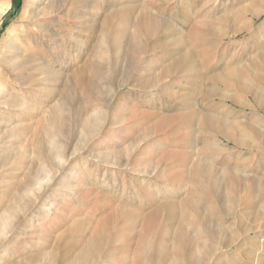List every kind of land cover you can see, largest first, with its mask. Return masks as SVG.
I'll list each match as a JSON object with an SVG mask.
<instances>
[{
	"label": "rangeland",
	"instance_id": "1",
	"mask_svg": "<svg viewBox=\"0 0 264 264\" xmlns=\"http://www.w3.org/2000/svg\"><path fill=\"white\" fill-rule=\"evenodd\" d=\"M26 1L0 0V7L10 5V9L0 19V44L1 41L6 40L9 31L22 24L20 19L23 16L22 11ZM79 1V3L84 2L83 5L86 6L88 1L91 0ZM255 1L98 0L99 5L95 9L96 17L93 19V12L86 10L84 19L87 20L85 19L80 25L81 27L79 26L82 30L81 36H79V40L83 45L82 53L78 50L79 47L71 45V52L64 60L58 57L61 60L57 65L58 75L61 77L54 76L52 78V80L54 79L53 83L46 82L44 85L46 88L42 91V88L35 87L31 83V80H34L32 78L24 80L29 81L27 82L29 85L21 84L17 86L19 96L25 99L26 104L18 109L20 111L22 109L21 112H25L26 116H20L19 113L21 112L17 107V110L15 108H11V110L10 108L8 110L3 109L6 113H10V116H13L10 122L14 121V124H16L12 125L14 132L8 131V127L3 126V130L5 128L9 134L6 142L0 144V151L4 150L3 153L0 152V157H5L6 154L12 152L13 154L16 152L17 155H15V163H11L5 169H0V198L4 195L5 188L8 185L17 188L26 173L38 168L37 165L40 161V156L37 154L39 140L42 139L46 145L51 143L52 139H55V141L62 140L64 147L67 144L68 137L73 133V122L79 119L80 113L99 106L82 102V95L89 86L88 78L91 76V78H95L100 82L101 88H105L108 84L112 85L110 86L112 95L107 96L108 99L112 100L105 104L107 106L106 110H110L109 113H112V115L123 114V112L125 114L120 123L110 125L108 120H111V118H107L106 122L100 124L96 133L99 135L95 138L96 144H99L98 148L109 149V151L118 148L124 149L125 146L127 147L131 142L133 143L136 138L144 137L146 131L153 130V134L141 142L135 154L137 156L134 160V166L138 170H142L144 167H147V171L154 169L162 154H167L172 150L174 152L178 147L183 149L178 151L190 155V158L191 154H194L191 158L192 162L206 163L207 161L208 163L210 160L209 163L216 168L218 176L225 180L229 174L228 166L239 170L237 173L240 178L238 186L232 189L229 187V183H226L223 187L221 195L225 200V210L222 209L220 203H216L217 209L209 208L203 199L195 198L194 203L201 223L208 222L214 225L213 229L219 228L224 233V236L220 239L211 242L206 239L205 245L216 249V253L211 259L207 260L206 264H264V82L261 80L264 79V0L256 5ZM146 14L152 17V20L155 19L165 30L166 27L170 30L165 31V33L164 30H160L152 40L149 42L144 41L146 45L141 57L140 69L133 72L126 81L125 78L122 81H116L113 72H108L112 64V41L117 38L116 33L123 28V22L129 23L127 37L121 38L123 42L126 43L128 37H136L137 27L135 26H137L138 20ZM121 15L123 17H120ZM94 21L99 28L98 34H95L91 27L94 25ZM106 28L109 29V34L106 35V31H104L102 36V31ZM101 36L103 39L106 38L104 39L106 43L104 45L108 49V56L104 58L105 64L102 63L103 60L92 57V48L95 46L96 39ZM62 61L66 63L64 66ZM96 62H100L96 67L103 66L102 68L99 67L100 69L96 68L94 73V67H91V65ZM177 62L180 67L173 76L168 79L165 77L156 87H153V79H156V76L162 74L169 66ZM107 66L110 68H106ZM2 67H0V78L3 75L1 71H4ZM81 68H85L86 73L77 78V73ZM105 74L108 80L103 78ZM219 76L225 77L231 83L237 79L242 83L244 82V84H249L257 92L255 95L262 98L261 106L259 107L260 103H256L251 94L248 95L237 87L212 81V79L219 78ZM50 78V76H46L47 80ZM75 78L77 79L74 80ZM150 83L151 85H149ZM121 84H123L122 87H120ZM71 85L70 90L68 87H71ZM65 91L69 92V96H67L69 99L66 100L68 104L65 109L61 108L60 113L68 119L63 117L66 121L64 122L65 131L60 129L56 133L50 130V111L57 107L60 110L59 103H62V96L65 97ZM80 97L81 99H79ZM78 101H81V103ZM31 108L32 110H30ZM105 115L107 116V112ZM208 115H213L212 117L220 121L228 132L234 137H238L244 145L241 147L223 138L220 141L224 145L220 144L221 142L215 138L214 141L213 137L209 135L210 131L206 130L208 128L204 126L205 117ZM119 137L124 138L122 144L115 142L120 139ZM199 140L202 142H199ZM203 140L208 141L203 143ZM210 143L213 148L218 150H215L208 157L206 156L208 155L206 146H211ZM87 151V147L83 151H79L77 156L68 160V165L70 168L74 167L77 172L83 171L87 177L94 175L97 179H93L95 182L90 184L87 180L74 177V182L79 186L78 190L74 191L57 185V183H62L59 179L52 183L48 189V195L59 201L57 204H52V213L41 211L40 216L45 214L46 218L43 217L29 222L33 226L30 227L31 229L28 228L29 233L33 235L29 241H31L34 248L27 249L28 251H25L24 256L16 260L19 263H22L29 255L40 252L41 242L48 248L53 246L59 237L67 234L66 231L71 227L73 219L79 217V219L90 218L88 215H92L97 208L96 212H99L103 204L111 200L108 198H112L116 202H125L127 194L135 192V186L138 187L142 196H140L141 198L135 197V201L132 199L133 203L130 201L129 207L136 206L135 208L138 210L145 209L143 205L148 203L150 205L152 200L150 198H153L147 194L151 191L149 184H146L148 181L153 180L151 183L160 182L161 186L154 197L159 202H166L164 200H170L171 198L174 203H182L190 198L189 193L193 183L191 181L193 179L191 175L192 167L189 169L190 173L183 176L184 178L176 177L174 179L172 177L169 180L165 179L168 172L171 175H175L176 172H185L181 166V160L177 157L159 166L157 170L158 172L164 171V178L155 179L154 175L140 174L130 171L128 168L119 169L109 165L97 166L94 163V165H89L85 156L88 153ZM216 154H221V156ZM66 157L67 155L63 160ZM9 167L11 168L9 169ZM164 167L168 169L165 171ZM96 169L98 171H95ZM3 170H5V173ZM112 173L114 176L111 175ZM239 173L243 175L240 176ZM108 176H111V179L113 177L109 183L115 191H107L110 186L109 183V185L97 183L106 177L108 178ZM125 183H127L126 189ZM177 189H180V194L174 196ZM90 190L95 191L97 196L87 199ZM79 191L83 194L80 195L81 192ZM74 192L76 194L74 198L69 197ZM120 196L121 198H119ZM228 197L235 202L230 204ZM95 198L99 199V204L93 202ZM99 218L100 216L94 217L93 221L96 222ZM94 224L80 230L77 237L89 239ZM176 227L177 224L174 228ZM188 230L192 238H195L197 230ZM47 239L48 241H45ZM133 245L136 247V243H133L125 250L128 254H122L124 260L127 261L123 264H135V247ZM18 262L17 264H19ZM101 262L102 260L98 264ZM109 263L117 264L115 260L101 264ZM137 264L141 263L137 262Z\"/></svg>",
	"mask_w": 264,
	"mask_h": 264
},
{
	"label": "bare ground",
	"instance_id": "2",
	"mask_svg": "<svg viewBox=\"0 0 264 264\" xmlns=\"http://www.w3.org/2000/svg\"><path fill=\"white\" fill-rule=\"evenodd\" d=\"M79 2V0H27L25 5L23 6V16L20 19L22 24L18 27L15 26L13 30L9 31L6 40L1 41L0 67L3 66L2 69L4 68V71H1L3 75L0 78V144H4V142H6L8 138L7 135L9 134L8 131H15L12 125L14 126L16 124H14V121L10 122L12 121L13 116H10V113H6L3 109L8 110L10 108L11 110V108L16 109V107L18 109L25 104V99L19 96L20 93L17 86L21 84L29 85V83H27L29 81L24 80L26 78L27 80H30L32 78L34 80H31V83L35 85V87L42 88V91L46 88V86H44L45 83H53L54 79L52 80V78L59 74L57 65L58 62H61V60L58 59V57L64 60V58L70 54L73 45L79 47L78 50L80 51V53H82L81 51L83 45L79 40V36H81L82 33L80 25L86 19H84V17L86 16V10L93 12V19L96 17L97 13L95 9L99 5V3L98 0H91L88 1L85 6L83 5L84 2ZM259 2H263V0H256L255 5ZM8 9H10V5L6 7H0V19L3 15L6 14ZM120 17H123V15H121ZM128 22L130 21L128 20ZM137 23V26H135L137 27V32L135 34L136 37H128L126 43L123 42L122 39L124 37H127L126 35L129 31V28L127 27L129 23L123 22V28L120 29L118 33H116L117 38H114L113 41L111 40L113 43L111 50L112 64L111 68L109 66H107L106 68H110V70L107 71L109 73L113 72L116 81H122V79L124 78L126 81L127 79H129L128 77L133 72L140 69L139 65L142 64L141 57L146 45L144 41L149 42L150 40H152L155 34L160 30H164V33L165 31L170 30V28L168 27H166L165 30L164 27L160 26L155 19L152 20V17H149L147 14L145 16H142ZM91 27L93 28L95 34L99 33V28L96 22ZM104 31H106V35L107 33L109 34V29L106 28L103 29L102 36ZM101 37H98L96 39L95 46L94 48H92V57L98 58L101 61L103 60L102 63L105 64L104 58L108 56V49H106L107 46L104 45L106 44L104 40L106 38L103 39V37ZM109 45L111 44L109 43ZM63 63L64 66L66 63ZM179 63L181 64L180 61ZM179 63H174L166 70L164 69L165 71L162 74L156 76V79L152 78L153 87H156L161 80L165 79V77L167 79L171 78V76H173V74L179 69ZM99 64L100 62H96L91 65V67H94V73L96 68H102L103 65H100V68L96 67V65ZM84 69L85 68L79 69L77 78L85 75L86 70ZM109 73H107V75H109ZM46 76H50L51 78L47 80ZM58 76L61 77L60 75ZM35 77H37V79H35ZM106 77L107 76L105 74L103 78L105 79ZM77 78H75L74 80H76ZM90 78L91 76L88 78L89 86L87 90H84V94L82 95V102H85L87 104H96L99 105L100 108L99 106H96L82 112L80 111L81 113L79 112L81 116L79 117V119L73 122V133L68 137L67 144L64 147L62 140L55 141V139H52L51 143H48V145H46V143H43L42 139L39 140V144L37 147V154L40 156V161L37 165L38 168L36 170H32V172L26 173L24 175L23 181L19 183L17 188L8 185L5 188L4 195L2 196V198H0V264H17L18 261L16 260L21 256H24V253L27 249H30L32 247L34 248V246L31 245V241H29L33 237V235L30 234L28 230V228L31 229L30 227H33L29 222L31 220H39L45 217V214L40 216L42 210L48 213H52V204H57V202L59 201L53 196L48 195V189L51 187L52 183H55L57 179H59L60 181H62V183H57V185L59 184V186L65 189L74 191L78 190L79 187L76 182H74V177H79L81 180L85 181L87 180L88 182H90V184L95 182L93 179L97 178L94 175L87 177L84 175L83 171L77 172L74 167L70 168V166L68 165V160H71L75 156H77L79 151H83L85 147L88 148V153L85 156L89 165H109L115 166L119 169L128 168L130 171L132 170L133 172H138L140 174L147 173L148 176L154 175L155 179L164 178V171L158 172L157 168L177 157L181 160V166L185 172H176L175 175H171L169 174V172H165L167 175V178L165 177V179L169 180V178L172 177L174 179L176 177L181 178L184 175H188L190 173L189 169L190 167H192L191 175L194 180L191 179L193 183L192 189L189 193L190 198L182 203H174L172 202L173 200H171V198L170 200H164L166 202H159L154 197L157 195L156 192H158L157 190H159L161 184L158 181L151 183L153 181L152 180L151 182L148 181L146 183L149 184V188L151 189V191L148 190L149 192L147 194L150 197H153L150 198L152 199L150 205H148L149 203L146 204L147 206L144 204L145 206L143 205V207H145V209L141 208L140 210H138L137 208H135L136 206L129 207L130 201H132L131 203H133L135 197L141 198L140 196H142L138 187L135 186V192L133 194H127V196L125 197L127 198L125 199V202H116L114 199L112 200V198H108L111 200H108L107 203L105 202L101 209H99V212H96L98 208H95V212H93L92 215H88L90 216V218L79 219V217L73 219L71 227L66 231L67 234L59 237L58 241H56L53 246L48 248L43 242H41L40 252L34 255H29L27 258H25V260H23L22 263L18 262L19 264H98L100 260H102L101 263L115 260L117 264H123L127 261L124 260L125 258L122 254H128V252H126L125 250L133 243H136V247L133 245L135 247V264H137V262L141 264H206L207 260L211 259L216 253V249L205 245L206 239H209L211 242L212 240L220 239L222 236H224V233L219 228L213 229L212 227L214 225H211L208 222L201 223L202 221L198 216L196 205L194 203L195 198L203 199L207 203L209 208L217 209L216 203H220V205H222L223 207L222 209L225 210V200L221 195L224 189L223 187L226 183H229V187L232 189L238 186L240 178L238 177L237 173L239 172V170L232 169L228 166L227 169L229 170V174L227 175L225 180L224 178L218 176V171L214 166H212L211 163H209L210 160L208 161V163L207 161L206 163H197L194 161L192 162L191 158H193L194 154L191 152V150L190 152L192 154L189 152L192 155L190 158V155L178 151L179 149H181L179 147L176 148L174 152L172 150V152L169 151L167 154H162V156L158 159L157 166L154 169L147 171V167H144L142 168V170H138L136 166H134V160L137 156H135V154L137 153L141 142L148 139L153 134V130L146 131L144 137L136 138L135 140H133V143L131 142L127 147L125 146L124 149L118 148L109 151V149H101L100 147L98 148L97 146L99 144H96L95 138L97 135H99L96 133L97 128L100 127V124L102 125L103 122H106V120L110 118L111 120H108L110 125H112V123H120L125 117V114L123 112L124 115H112V113H109V108V111L106 110L107 106H105V104L109 103L112 100L107 98L108 95H112L110 88V86L112 85L108 84L105 86V88H101L100 82L98 80H96L95 78ZM213 80L216 83L221 82L226 86L237 87L241 91L243 90L248 95L251 94L255 98L256 103H260L259 107L261 106L262 98H260V96L258 95H255V93L257 92L254 91L249 84H244V82L242 83L237 79L233 80V82L231 83L225 77L220 76L219 78L212 79V81ZM261 80L264 82V79ZM37 82L39 83L37 84ZM122 85L123 84H121L120 87H122ZM149 85H151V83ZM68 88H70L71 90L72 85ZM65 92V97L61 95L63 98L62 103H59L60 110H58L57 107L53 108L50 111V130L55 132L59 131L60 129H64L65 131L64 127H66L64 125V122H66L63 119L64 116L60 113L61 108L65 109L66 105L68 104L66 103V100L69 99L67 97L69 96V92ZM79 99H81V97ZM78 102L81 103V101ZM235 102L237 101L235 100ZM30 110H32V108ZM106 112L107 116L105 115ZM19 115L26 116L25 112H21L19 113ZM212 116L208 115L205 117L204 126L208 128L206 130L210 131L209 135L213 137V140L215 138L220 141V139L223 138L235 143L238 146L242 147L244 145V143L240 141L238 137H234L233 135H231L228 132L227 128ZM64 118L68 119V117ZM8 124L11 125L8 126ZM3 126L5 128L8 127V131L5 130V128L3 130ZM119 138L120 139L116 140L115 142H120V144H122L124 138ZM240 138L242 139V137ZM206 141L203 140V143H206ZM199 142L202 141L199 140ZM220 144L223 143L221 142ZM193 149L195 148L193 147ZM215 150L218 149L213 148L212 144L211 146H206V151L208 152V155L206 156L210 157V155H212ZM3 151L4 150L2 149V151L0 152L3 153ZM15 153L13 154L12 152L11 154H6L5 157H0V169H5L9 165H11V163L16 162L15 155L17 154ZM66 155V159L63 160ZM216 155L221 156V154ZM10 168L11 167H9V169ZM164 168L165 171L166 169H168L167 167ZM4 171L5 170H3V172ZM95 171L98 170L96 169ZM111 175L114 176L113 173ZM241 175L243 174H240V176ZM112 179L111 176H108V178L106 177L101 180V182L97 183H101V185H109V182H111L110 180ZM126 184L127 183H125V189L127 188ZM91 190L89 191L90 194L87 193V199L97 196V193L95 191L92 192ZM109 190H114V187L111 188V184L107 188L108 192ZM82 194L83 193L81 192L80 195ZM174 194V196L179 195L180 189H177ZM74 195H76L75 192L69 197L74 198ZM119 198H121V196ZM98 201L99 199L96 198L93 200L94 203L99 204ZM230 202V204H233L235 201L233 199H230ZM207 213L209 212L207 211ZM98 216H100L99 220H97L96 222L93 221V218ZM164 220L166 221L164 222ZM93 224L94 227L92 230V235L89 239H85L84 237H77L80 230H82L86 226L89 227ZM175 224H177L176 228H174ZM188 229L197 230L195 238H192ZM45 241H48V239Z\"/></svg>",
	"mask_w": 264,
	"mask_h": 264
}]
</instances>
